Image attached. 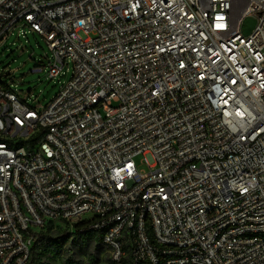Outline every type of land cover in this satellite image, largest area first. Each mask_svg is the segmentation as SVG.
Returning a JSON list of instances; mask_svg holds the SVG:
<instances>
[{
  "label": "built area",
  "instance_id": "1",
  "mask_svg": "<svg viewBox=\"0 0 264 264\" xmlns=\"http://www.w3.org/2000/svg\"><path fill=\"white\" fill-rule=\"evenodd\" d=\"M23 31L73 70L46 106L0 71V264L55 222L113 264H264V0H0Z\"/></svg>",
  "mask_w": 264,
  "mask_h": 264
},
{
  "label": "rangeland",
  "instance_id": "2",
  "mask_svg": "<svg viewBox=\"0 0 264 264\" xmlns=\"http://www.w3.org/2000/svg\"><path fill=\"white\" fill-rule=\"evenodd\" d=\"M258 23L259 20L254 15L245 17L241 24L242 35L250 37ZM49 53L46 41L30 31L15 32L4 45L0 46V71L15 72L14 76L18 81L14 86L24 93L31 91L32 98L28 101L33 105L49 104L72 75L71 65L69 69L68 67L64 69L65 74L55 79H49L47 72L33 74L31 71L34 67L46 63L44 57ZM21 79H23L22 82ZM149 160L152 162V159L149 158ZM142 161V156L137 158L140 168L148 169L141 164ZM44 231H49L52 236L68 237L62 256L51 264H113L108 249L96 237L81 239L74 235L70 225L59 222L50 223Z\"/></svg>",
  "mask_w": 264,
  "mask_h": 264
},
{
  "label": "trees",
  "instance_id": "3",
  "mask_svg": "<svg viewBox=\"0 0 264 264\" xmlns=\"http://www.w3.org/2000/svg\"><path fill=\"white\" fill-rule=\"evenodd\" d=\"M84 226V223L77 224L73 231L74 235L86 240L96 237V239L103 245L101 235L95 231H82ZM50 234L49 231L44 230H41L37 234V240L33 245L28 264H51L62 256L68 237L65 235L52 236Z\"/></svg>",
  "mask_w": 264,
  "mask_h": 264
}]
</instances>
